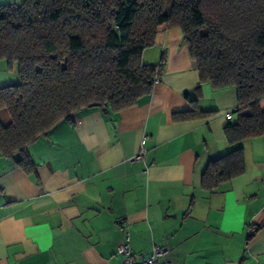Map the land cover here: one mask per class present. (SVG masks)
<instances>
[{
	"label": "crops",
	"instance_id": "0c3cea01",
	"mask_svg": "<svg viewBox=\"0 0 264 264\" xmlns=\"http://www.w3.org/2000/svg\"><path fill=\"white\" fill-rule=\"evenodd\" d=\"M161 60L135 105L83 109L30 144L32 172L0 155V264H121L126 231L137 259L156 245L171 264H264V134L241 142L243 173L203 189L208 163L231 149L223 129L236 89L199 83L177 28L161 25L142 54ZM17 82L0 60V86ZM190 100L210 114L173 120Z\"/></svg>",
	"mask_w": 264,
	"mask_h": 264
},
{
	"label": "trees",
	"instance_id": "16d2710c",
	"mask_svg": "<svg viewBox=\"0 0 264 264\" xmlns=\"http://www.w3.org/2000/svg\"><path fill=\"white\" fill-rule=\"evenodd\" d=\"M180 30L199 83L233 86L223 129L231 149L208 163L207 191L243 173L242 141L264 134V0H23L0 4V60L18 82L0 86V155L30 173L28 146L97 103L110 112L150 93L158 65L142 61L158 28ZM191 108L173 120L202 118Z\"/></svg>",
	"mask_w": 264,
	"mask_h": 264
},
{
	"label": "built area",
	"instance_id": "2783aa9c",
	"mask_svg": "<svg viewBox=\"0 0 264 264\" xmlns=\"http://www.w3.org/2000/svg\"><path fill=\"white\" fill-rule=\"evenodd\" d=\"M159 80V75H155L153 78V83H156ZM225 117L227 119L232 118L231 112H226ZM146 151L144 148H140L139 151L133 156V160L143 161L145 158ZM254 228L250 226L248 231L249 235H253ZM117 255L122 257L121 264H171V262L165 257L166 249L161 246H153L151 253L146 258L137 259L134 257L131 246L130 238L128 232H124L123 240L119 243L116 250Z\"/></svg>",
	"mask_w": 264,
	"mask_h": 264
},
{
	"label": "water",
	"instance_id": "95a60500",
	"mask_svg": "<svg viewBox=\"0 0 264 264\" xmlns=\"http://www.w3.org/2000/svg\"><path fill=\"white\" fill-rule=\"evenodd\" d=\"M89 106H90V107L98 106V104H97V103H92V104H90ZM102 110H103L104 112H107V111H108V109H107L106 107H102Z\"/></svg>",
	"mask_w": 264,
	"mask_h": 264
},
{
	"label": "rangeland",
	"instance_id": "374dc122",
	"mask_svg": "<svg viewBox=\"0 0 264 264\" xmlns=\"http://www.w3.org/2000/svg\"><path fill=\"white\" fill-rule=\"evenodd\" d=\"M3 62H5V63L7 64V61H4V60H3ZM13 66H15V64H13ZM8 71H9V73H10V72L13 73V71H10V70H8ZM13 74H14V73H13ZM262 105L264 106V102L262 103Z\"/></svg>",
	"mask_w": 264,
	"mask_h": 264
}]
</instances>
